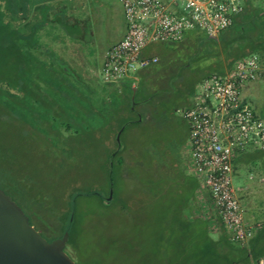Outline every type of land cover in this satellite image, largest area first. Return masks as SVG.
Listing matches in <instances>:
<instances>
[{
    "label": "rangeland",
    "instance_id": "obj_1",
    "mask_svg": "<svg viewBox=\"0 0 264 264\" xmlns=\"http://www.w3.org/2000/svg\"><path fill=\"white\" fill-rule=\"evenodd\" d=\"M119 2L112 0V6L100 10L96 22L88 14L80 32L63 28L55 19L58 11L44 6L42 16L53 18L54 23L51 28L42 29V33L47 38L53 28L59 41H80L83 49L101 57L112 38V26L121 25L124 12ZM254 2L264 7V0ZM7 5L2 1L1 7ZM28 5L34 7V1L29 0ZM223 32L231 35L233 29ZM179 45L181 48L172 56L177 64L172 80L173 107L192 98L201 76L213 69L212 65L200 63L197 51L183 41L154 42L146 51L161 60L171 56L172 47ZM57 49L47 52L55 54ZM146 79L147 87L140 85L138 99L156 89L153 76ZM72 89L65 87L59 95L62 107L60 115L54 118L48 117L55 110L51 103L36 106L34 99L31 107L22 94L17 101L20 98L24 105L27 103L25 120L18 117L24 105L18 107L13 100V113L0 110V187L20 204L47 238L50 236L42 225L58 235L61 223L53 228L47 225L49 221H73L75 251L68 252L78 264H181V257L189 260L193 251L202 247L204 235H217L208 231L214 224H209L204 216H195L186 204V197L199 181L188 164L189 126L181 108L176 110L169 127L128 124L118 141L125 151L117 154L112 149L119 130L115 134L114 127L113 132L100 129L104 119L94 114L92 107L95 99L100 101L102 92L81 89L72 93ZM249 90L252 95H244L258 106L254 108L264 118V75ZM44 96L49 100L53 92L47 90ZM107 111L110 115L111 111ZM46 120H51L49 125L43 123ZM24 121L30 123L28 131ZM254 175L249 173V177ZM234 183L244 187L246 176L236 175Z\"/></svg>",
    "mask_w": 264,
    "mask_h": 264
},
{
    "label": "built area",
    "instance_id": "obj_2",
    "mask_svg": "<svg viewBox=\"0 0 264 264\" xmlns=\"http://www.w3.org/2000/svg\"><path fill=\"white\" fill-rule=\"evenodd\" d=\"M122 4L126 31L101 68V79L111 84L135 79L141 69L159 61L157 55L144 54L150 44L181 41L195 29L218 36L245 7L243 0H122ZM263 75L257 55L239 58L226 72L202 79L191 103L181 108L189 126L188 164L237 245H246L256 230V223L246 216L243 187L234 183V162L240 152L264 149V118L244 95Z\"/></svg>",
    "mask_w": 264,
    "mask_h": 264
},
{
    "label": "trees",
    "instance_id": "obj_3",
    "mask_svg": "<svg viewBox=\"0 0 264 264\" xmlns=\"http://www.w3.org/2000/svg\"><path fill=\"white\" fill-rule=\"evenodd\" d=\"M243 1L245 5L243 12L237 15L234 23L227 28L233 29L231 35H227L223 30L218 36L213 37L201 29H195L187 33L185 38L181 40L183 43H189L194 52L197 51L196 55L201 59L200 63L213 66L211 71L201 76V80L216 71L226 72L233 67L239 58L246 56L257 55L264 65V7L256 4L254 0ZM15 8L4 9V7H0V110L11 114L12 100L15 101L14 104L16 103L15 105H18V107L23 106V101H20V98L17 101L18 95L22 94V96H26V102L30 103L31 107L34 106V102L32 103L34 99L38 102L36 106L51 103L50 107L55 110H51L48 117L54 118L60 115L59 109L62 106H59L58 97L64 93V90L53 92V96L49 100L44 96V92L46 93L48 90L44 85L53 76V74H46L47 63L37 56L38 49L44 51L42 48L45 38L42 33L44 24L39 23V27L33 28L26 35L22 29L11 24L14 17H7L10 9L15 15L18 11ZM28 13V9H24L21 16L27 18ZM197 47H199L198 50ZM180 48V45L172 47L171 56L168 58L161 57L158 62L141 69L138 73L139 82L136 91L132 83H129L126 84L127 90H116L110 99L103 96V94L100 95L101 105L98 104L100 101L95 99V103H92L94 114H99L104 119L100 129L112 130L114 127L115 134L118 130V133L121 131V138V134L131 122L167 127L173 124L176 110L190 104L192 99L190 97L188 100H182L178 105L172 106L175 90L172 86V80L176 75L175 66H177L172 56ZM154 75L157 76L156 79ZM151 76H153L156 89L146 97L138 99L140 85L141 88L147 87L146 77L150 78ZM71 91L76 93L81 90L73 88ZM26 102L18 112V117H24V120L29 111ZM107 110L111 111L109 112L111 116L107 114ZM77 114H79V111ZM50 121L46 120L43 123L49 125ZM28 124L30 123L24 121L26 130ZM118 141L117 137L112 151L120 154L125 150L122 151ZM234 166L235 176H246V183L241 191V199L245 206L248 221L256 223L254 236L246 245H240L243 246L240 260L242 263L240 264H261V260L264 259V149L254 147L238 153L235 157ZM249 173H254V177H249ZM201 189L212 218L219 226H224L209 191L203 187ZM59 223L62 225V231L58 235L53 234L46 225H42L50 236L49 240L63 236L67 229L72 232L75 228L74 222H71L70 219H60L56 222L49 221L47 225L54 228L58 227ZM72 235L70 233L67 244V250L70 249L71 252L75 251Z\"/></svg>",
    "mask_w": 264,
    "mask_h": 264
},
{
    "label": "crops",
    "instance_id": "obj_4",
    "mask_svg": "<svg viewBox=\"0 0 264 264\" xmlns=\"http://www.w3.org/2000/svg\"><path fill=\"white\" fill-rule=\"evenodd\" d=\"M34 1V15H35V24L34 29L40 26L39 21L43 17L42 12L44 6H52L58 14L56 15L59 19L60 11L62 7H70L73 4L79 3L82 6L90 7V0H33ZM122 4V0H120ZM112 6V0H99L97 2V7L99 11L104 10L107 7ZM123 7V5H122ZM124 8V7H123ZM60 12V13H59ZM58 16V17H57ZM45 18V16H44ZM48 18V22L44 23L43 28H51L52 22L54 19ZM55 20V21H56ZM58 22V21H56ZM85 16L81 15L77 17V24L80 29L85 28ZM122 25V24H121ZM121 25L119 27L112 26L110 31V36L112 38L109 40L107 48H105L104 54L99 57L98 54L90 53L86 49H83L84 45L80 41H70L62 42L59 41V37L54 36L55 29H51L53 33H49L47 38H44L43 41V50L38 49L37 56L45 61L49 67L46 68V74H53L51 79L44 85L48 90L52 92H59L64 90L65 87H68L69 84L75 89H89L94 91L102 92L103 96L111 98V95L117 90L125 91L127 90L126 84L132 83L134 88L137 86V78H131L123 81L120 84H116V87H111L101 79V68L106 60L107 54L110 48L119 41L126 31L121 30ZM53 26V25H52ZM44 31V30H43ZM46 31V30H45ZM80 32V30H79ZM82 33V32H81ZM50 37V38H49ZM83 37V35L81 36ZM173 44V43H171ZM151 45V44H150ZM149 45V46H150ZM148 46V47H149ZM58 47V51H55V54L52 52H47V50ZM63 47V48H61ZM147 47V48H148ZM146 48V49H147ZM144 50V54L149 52ZM58 64L59 66H55ZM54 72V73H53ZM45 74V75H46ZM99 80H102V85L99 83ZM115 89V91H113ZM192 101V99H191ZM190 101V103H191ZM187 201V206L192 210L195 216H204L205 219H209V224H214V228H209L208 231H211L217 235L208 238L207 235L203 236L204 242L201 246L193 251V256L189 260H182L181 264H240L242 258V247L233 243L230 239L229 233L225 226H219L215 220L212 218V214L208 210L207 202L205 197L202 195V189L195 182L192 194H188L185 199ZM213 220V221H211ZM205 231V230H204ZM182 235V233H181ZM264 260V259H263ZM239 261V262H238ZM264 264V262H261Z\"/></svg>",
    "mask_w": 264,
    "mask_h": 264
},
{
    "label": "water",
    "instance_id": "obj_5",
    "mask_svg": "<svg viewBox=\"0 0 264 264\" xmlns=\"http://www.w3.org/2000/svg\"><path fill=\"white\" fill-rule=\"evenodd\" d=\"M70 233L67 229L63 236L49 240L20 204L0 187V264H78L66 249Z\"/></svg>",
    "mask_w": 264,
    "mask_h": 264
},
{
    "label": "flooded vegetation",
    "instance_id": "obj_6",
    "mask_svg": "<svg viewBox=\"0 0 264 264\" xmlns=\"http://www.w3.org/2000/svg\"><path fill=\"white\" fill-rule=\"evenodd\" d=\"M2 1H5L8 3V7H4V9H9V7H16L15 9L18 10L16 11L15 15L11 12L12 10H8V18H13V22L11 21V24H13L14 26H16L17 28L22 29L23 33H25L26 35L28 33L31 32V30L34 28V24H35V15H34V10L33 7H30L28 5V1L29 0H20L17 2V0H0V7L2 6ZM91 2V6L90 7H85L80 5L79 3L77 4H73L70 7H62L61 13H60V18L57 19V23L60 24L63 28L65 27L66 30H68L69 32H79V26L77 24V17L84 15L85 16V21L88 20V14L92 15V21L96 22L97 21V17L100 15V11L99 8L97 7V2L99 0H90ZM14 9V10H15ZM24 9H28L29 13H28V17L27 18H23L24 16L22 15V11ZM123 12H124V8H123ZM77 15V16H76ZM50 20V19H49ZM48 22V18H44L42 17L39 21V23H46ZM121 30L124 31L125 27H126V18H125V14H123L122 17V21H121ZM26 29L27 31L23 30ZM82 34V33H81ZM55 66H59L58 64H56ZM49 67V65L47 64V68ZM248 94L252 95V93L249 91H247ZM253 106L254 107H258L255 105L254 102ZM190 161V154L188 151V162Z\"/></svg>",
    "mask_w": 264,
    "mask_h": 264
}]
</instances>
